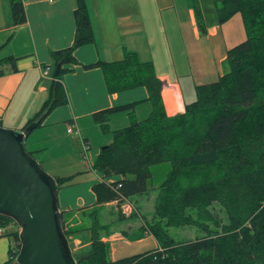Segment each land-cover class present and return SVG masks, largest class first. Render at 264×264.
I'll list each match as a JSON object with an SVG mask.
<instances>
[{
	"label": "trees",
	"instance_id": "trees-1",
	"mask_svg": "<svg viewBox=\"0 0 264 264\" xmlns=\"http://www.w3.org/2000/svg\"><path fill=\"white\" fill-rule=\"evenodd\" d=\"M190 1L198 29L205 34L208 25L198 0ZM212 3L220 24L234 14L241 16L245 38L227 49L223 61L227 70L212 82L196 85L195 99L186 103L180 114H166L161 95L164 83L151 60L141 61L134 52L126 51L120 60L82 64L84 69L102 70L109 93L145 87L148 96L92 114L93 121L102 132L110 133L112 140L101 146L93 163L92 168L103 179L91 186L96 201L88 223L67 226V212L61 210L72 248L79 233H86L89 242L84 250L73 251L76 258L85 256L78 264H264V0ZM10 8L14 25L26 22L24 0H11ZM73 15L74 40L69 47L51 51L53 70L46 83L47 97L24 127L38 115L47 116L68 103L62 75L72 71L69 65L79 64L74 51L95 40L86 0H76ZM8 61L16 70L15 58ZM57 64L59 74L54 75ZM143 102L151 109L145 118L138 119L135 108ZM118 112L127 113L129 124L111 130L109 121ZM157 164L166 166L155 184L151 166ZM115 175L121 178L108 180ZM54 177L60 189L73 176ZM117 184L120 186L114 188ZM149 190H156L151 217H144L131 232L122 230L121 234L128 240L152 234L159 247L111 259L110 245L102 238L112 233L116 220L101 222L100 207L115 201L118 219H136V212L125 215L121 207L131 196ZM13 223L0 214V237L12 241L4 264H17L19 228L7 229ZM185 225L195 226L203 234L183 241L171 237V227Z\"/></svg>",
	"mask_w": 264,
	"mask_h": 264
},
{
	"label": "crops",
	"instance_id": "crops-1",
	"mask_svg": "<svg viewBox=\"0 0 264 264\" xmlns=\"http://www.w3.org/2000/svg\"><path fill=\"white\" fill-rule=\"evenodd\" d=\"M86 2L95 40L74 51L79 64L69 65L72 71L62 75L68 103L54 108L25 140L26 149L53 176H73L68 183L72 186L61 187L57 195L60 210L67 212V226L88 223V214L96 201L91 186L103 179L92 168L93 163L101 146L112 140L111 134L102 132L93 121L92 114L148 96L145 87L109 93L102 70L84 69L82 64L120 60L126 51L134 52L141 61L151 60L156 75L164 83L161 95L165 112L172 116L182 113L186 103L195 99L196 85L212 82L222 74L227 49L245 38L239 14L221 24L214 17L210 24L206 22V33L201 34L190 0ZM198 5L206 20L202 0H198ZM10 6L11 0H0V69L4 70L0 75V126L22 129L47 97L46 83L53 70L51 51L69 47L74 40L76 0H24L26 22L17 25L12 22ZM8 58H15L16 70ZM150 109L148 102L140 103L135 115L142 113L146 117ZM72 124L76 132H68ZM128 124L126 112L113 114L109 121L111 130ZM72 167L73 172L65 173ZM120 178L115 175L108 180ZM103 207L116 208V203H105L101 210ZM117 225L112 226L110 235L102 238L110 245L111 259L159 247L152 234L128 240L121 234L127 229ZM72 242L74 251L89 244L86 233H79ZM11 246L9 237H0V264L8 260Z\"/></svg>",
	"mask_w": 264,
	"mask_h": 264
},
{
	"label": "water",
	"instance_id": "water-1",
	"mask_svg": "<svg viewBox=\"0 0 264 264\" xmlns=\"http://www.w3.org/2000/svg\"><path fill=\"white\" fill-rule=\"evenodd\" d=\"M44 117L38 115L22 129L0 126V214L20 228L15 263L78 264L85 256H74L64 232L56 179L25 146L26 137Z\"/></svg>",
	"mask_w": 264,
	"mask_h": 264
},
{
	"label": "rangeland",
	"instance_id": "rangeland-1",
	"mask_svg": "<svg viewBox=\"0 0 264 264\" xmlns=\"http://www.w3.org/2000/svg\"><path fill=\"white\" fill-rule=\"evenodd\" d=\"M202 6H203V14L206 17L205 22H207L208 24L211 23L215 12H214V7H213V3L212 0H202ZM227 70L226 66L224 64H222L221 66V71L222 73H224ZM61 106V105H60ZM59 107V106H58ZM141 118L145 117V114L142 113H137V118L141 119ZM75 132L77 131L76 128L74 130ZM81 160V159H80ZM166 166V164H157V165H153L151 166V169L153 171L154 174V183L157 184L161 179H162V172H163V168ZM41 167L43 168V170L50 174L51 176H53V172L48 170V168L45 165L41 164ZM74 167H72V170H66L65 173H71V171H74ZM157 181V182H156ZM72 183H70L69 185H64L62 187L65 186H72ZM141 193V194H136L131 196L130 200L125 202L121 209L122 212L126 213V214H130L132 212H136L138 214V217L135 219H128L126 223L123 222L122 219H118L119 215H118V211L116 208H112V207H103V209L101 210L100 213V220L101 222H109L111 220H116V223H118L119 227H123L124 229H127L128 231H132V229L136 228L137 226H139L143 220L144 217L146 218H150L152 213H153V204H154V198H155V194H156V190H149L148 192ZM217 208V206H215ZM115 226V227H118ZM16 226L18 227V225L16 223H13L11 225H9L7 227V229H12V228H16ZM19 228V227H18ZM131 228V229H130ZM169 233L171 235V237H173L175 240L177 241H183V240H189V239H195L198 236H201L203 233L195 226H190V225H185V226H180V227H171L169 229ZM71 242V240H69ZM73 247H75V245L73 244ZM86 248V247H85ZM85 248H83L82 250H84ZM80 250V251H82ZM80 251H75V253H78Z\"/></svg>",
	"mask_w": 264,
	"mask_h": 264
},
{
	"label": "built area",
	"instance_id": "built-area-1",
	"mask_svg": "<svg viewBox=\"0 0 264 264\" xmlns=\"http://www.w3.org/2000/svg\"><path fill=\"white\" fill-rule=\"evenodd\" d=\"M50 1H53V0H50ZM74 130V125H70L69 128H68V132H71ZM88 149V146L85 144V147H84V151L86 152V150ZM84 158L86 159V156L84 155ZM120 185L117 184L114 186V188H118ZM0 232H2V230L0 229Z\"/></svg>",
	"mask_w": 264,
	"mask_h": 264
}]
</instances>
